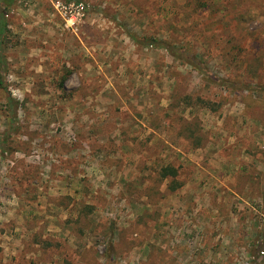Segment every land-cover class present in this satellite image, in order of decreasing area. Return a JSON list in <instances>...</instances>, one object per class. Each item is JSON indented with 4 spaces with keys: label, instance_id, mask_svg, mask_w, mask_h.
<instances>
[{
    "label": "rangeland",
    "instance_id": "1",
    "mask_svg": "<svg viewBox=\"0 0 264 264\" xmlns=\"http://www.w3.org/2000/svg\"><path fill=\"white\" fill-rule=\"evenodd\" d=\"M4 6L0 264H264V0Z\"/></svg>",
    "mask_w": 264,
    "mask_h": 264
},
{
    "label": "trees",
    "instance_id": "2",
    "mask_svg": "<svg viewBox=\"0 0 264 264\" xmlns=\"http://www.w3.org/2000/svg\"><path fill=\"white\" fill-rule=\"evenodd\" d=\"M14 1L15 0H0V2H3L5 4V6H4L5 8L7 6L11 5ZM4 30H5V22H4L2 14L0 13V87L3 89L6 88V86L3 84V80L1 79V72H2V69H3L4 64H5L1 60V57H2L1 44H2V35H3ZM63 80H64V78L61 79V81H63ZM176 175H177L176 168H174L170 165L162 166L160 169V176L161 177L166 178V176H172V179L170 180V182L168 184V187L171 190L175 189L177 186L180 185V183L176 179H174V177Z\"/></svg>",
    "mask_w": 264,
    "mask_h": 264
},
{
    "label": "built area",
    "instance_id": "3",
    "mask_svg": "<svg viewBox=\"0 0 264 264\" xmlns=\"http://www.w3.org/2000/svg\"><path fill=\"white\" fill-rule=\"evenodd\" d=\"M54 7L69 25H74L83 15L84 5L82 2L62 4L57 1L54 3ZM262 253L263 251H260V254ZM245 264H250V262L246 260Z\"/></svg>",
    "mask_w": 264,
    "mask_h": 264
}]
</instances>
